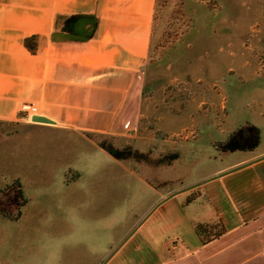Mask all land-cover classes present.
<instances>
[{
  "label": "rangeland",
  "instance_id": "1",
  "mask_svg": "<svg viewBox=\"0 0 264 264\" xmlns=\"http://www.w3.org/2000/svg\"><path fill=\"white\" fill-rule=\"evenodd\" d=\"M138 82L116 134L1 131L0 264H158L192 182L264 151V0H156Z\"/></svg>",
  "mask_w": 264,
  "mask_h": 264
},
{
  "label": "crops",
  "instance_id": "2",
  "mask_svg": "<svg viewBox=\"0 0 264 264\" xmlns=\"http://www.w3.org/2000/svg\"><path fill=\"white\" fill-rule=\"evenodd\" d=\"M155 5L156 0H0V135L17 136L18 126L73 143L70 135H112L132 122ZM31 35L37 36L35 54L23 44ZM23 102L35 105L51 125L21 121ZM259 146L240 150L243 157L192 182L202 184L185 194V233L162 243L158 264H264Z\"/></svg>",
  "mask_w": 264,
  "mask_h": 264
},
{
  "label": "trees",
  "instance_id": "3",
  "mask_svg": "<svg viewBox=\"0 0 264 264\" xmlns=\"http://www.w3.org/2000/svg\"><path fill=\"white\" fill-rule=\"evenodd\" d=\"M23 44L24 46L26 47V49L32 53V54H35L36 53V50H37V36L36 35H31L29 37H26L24 38L23 40ZM19 197L21 199V202H24V198L22 197V193H21V190L19 188ZM23 204V203H22ZM22 207V205H20ZM21 212H20V209L17 211L16 215L12 218L14 219H18L19 216H20ZM2 216L6 217V218H11L10 216H6L4 214H2Z\"/></svg>",
  "mask_w": 264,
  "mask_h": 264
},
{
  "label": "built area",
  "instance_id": "4",
  "mask_svg": "<svg viewBox=\"0 0 264 264\" xmlns=\"http://www.w3.org/2000/svg\"><path fill=\"white\" fill-rule=\"evenodd\" d=\"M38 114V108L29 102H23L19 105L18 116L21 118H28Z\"/></svg>",
  "mask_w": 264,
  "mask_h": 264
},
{
  "label": "water",
  "instance_id": "5",
  "mask_svg": "<svg viewBox=\"0 0 264 264\" xmlns=\"http://www.w3.org/2000/svg\"><path fill=\"white\" fill-rule=\"evenodd\" d=\"M37 118H39V117H37Z\"/></svg>",
  "mask_w": 264,
  "mask_h": 264
}]
</instances>
